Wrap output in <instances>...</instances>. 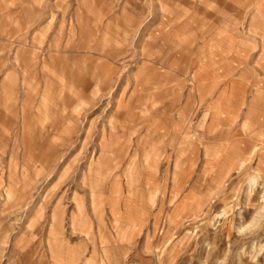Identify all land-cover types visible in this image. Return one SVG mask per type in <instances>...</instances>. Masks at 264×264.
Wrapping results in <instances>:
<instances>
[{"label": "rangeland", "instance_id": "rangeland-1", "mask_svg": "<svg viewBox=\"0 0 264 264\" xmlns=\"http://www.w3.org/2000/svg\"><path fill=\"white\" fill-rule=\"evenodd\" d=\"M207 2L0 0V264H264V145L182 135L264 0Z\"/></svg>", "mask_w": 264, "mask_h": 264}, {"label": "crops", "instance_id": "crops-1", "mask_svg": "<svg viewBox=\"0 0 264 264\" xmlns=\"http://www.w3.org/2000/svg\"><path fill=\"white\" fill-rule=\"evenodd\" d=\"M216 1L211 0L212 3H217ZM80 2L85 4L84 0ZM158 2L159 9L171 17L175 14L177 19H181L186 13H202L205 8L216 7L209 2L205 4L206 0H158ZM258 18L250 21L245 32H235L229 38L232 43L228 66L232 80L229 94L224 91L215 106L207 105L204 110L206 117L212 114L205 131L206 138L211 139L212 144H209L210 141L196 142V136L190 126L187 123L185 126L183 124V144L186 147H193L196 153H198L196 145L202 146L205 153L208 146L225 144L223 141L225 138L228 139L227 144H238L229 143V139L234 138L233 140H241L240 144L243 145H264V18L262 14ZM132 21L133 19H128L126 23L131 24ZM212 48L214 44L211 45L210 49L213 50ZM143 52V57L151 56L149 51ZM210 55L213 56V53ZM191 82L196 84L198 102L201 105L210 95L213 85L197 78H193Z\"/></svg>", "mask_w": 264, "mask_h": 264}, {"label": "bare ground", "instance_id": "bare-ground-1", "mask_svg": "<svg viewBox=\"0 0 264 264\" xmlns=\"http://www.w3.org/2000/svg\"><path fill=\"white\" fill-rule=\"evenodd\" d=\"M254 182V181H253ZM130 229V228H129Z\"/></svg>", "mask_w": 264, "mask_h": 264}]
</instances>
